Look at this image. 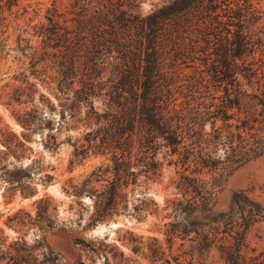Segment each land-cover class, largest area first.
Masks as SVG:
<instances>
[{
    "label": "trees",
    "instance_id": "trees-1",
    "mask_svg": "<svg viewBox=\"0 0 264 264\" xmlns=\"http://www.w3.org/2000/svg\"><path fill=\"white\" fill-rule=\"evenodd\" d=\"M260 1L168 0L137 22L120 18L127 22L123 24L116 18L88 28L79 21L71 31V42L70 29L56 20V14L48 17V26L36 34L43 38L42 51L38 45L29 47L30 66L14 76L19 84L12 91L1 94L2 104L16 106L14 115L23 132L10 136L0 129V142L6 150L0 151V166L9 154L16 158L25 155L31 134L45 127L53 129L52 119L45 115L47 110L53 114L59 108L61 120L70 116V111L77 118L79 107L84 104L92 125L87 132V149L93 154L110 153L113 162L105 169H94L81 183L70 185L74 195L94 198L88 226L125 213L129 194L161 177L164 162L158 155L165 149L163 157H170L169 164H180L182 168L175 180V196L168 198L165 206L170 210V220L165 223L163 235L170 252L167 256L163 241L154 238L155 244L148 247L145 257L152 263L163 260V264H172V260L175 264H259L256 255H250L248 234L254 224L264 221V206L246 191H238L227 211H217L215 196L222 176L203 174V170H233L264 153V39L261 35L255 38L264 28ZM3 3L0 0V8ZM121 24L138 30L137 47L121 30ZM250 25L258 26L259 31L253 32ZM5 27L1 18L0 45L8 40L3 38ZM169 49L177 53L178 59L187 57L200 63L198 67L204 68L197 70L202 72L197 78L199 84H212L214 92L198 90V86L188 100L178 102L171 83L165 82L170 70L163 55ZM111 51L118 52V62L103 80L100 75L95 76V70ZM83 54L85 62L81 59ZM48 62L59 68L57 88L69 95L57 106L39 94L37 88L38 81H45L39 65ZM82 66L88 72L87 79L75 88L74 78ZM102 95L105 109L98 112L94 98ZM46 146L57 149L54 136H48ZM74 155L85 157L88 151L77 148ZM37 162L34 170L31 166L22 173L6 176L11 196H30L35 192L28 183L33 173L45 172L41 180H52L54 176L45 170L41 160ZM192 165L195 169H191ZM2 168H6V163ZM49 203V197L41 198L36 217L19 210L8 217V225H51ZM147 207L143 200L134 207V214L143 217ZM133 237L127 242L139 253L145 241L143 236ZM178 242L182 254L175 256L172 251ZM76 243L94 252L99 250L82 238H76ZM214 250L218 251V259L209 260ZM104 252L109 264V252ZM113 262L139 264L124 252L114 256ZM0 263L59 264V257L44 240L28 245L20 236L7 244V237L0 231Z\"/></svg>",
    "mask_w": 264,
    "mask_h": 264
},
{
    "label": "rangeland",
    "instance_id": "rangeland-1",
    "mask_svg": "<svg viewBox=\"0 0 264 264\" xmlns=\"http://www.w3.org/2000/svg\"><path fill=\"white\" fill-rule=\"evenodd\" d=\"M168 0H4L0 8V19L6 25L4 37L8 40L0 45V129L6 133L21 135L23 127L16 120L14 113L16 106L7 107L2 104L1 94L12 91L19 82L14 81V76L30 66L32 51L30 46L38 45L41 49L42 37L36 34L48 26V17L56 14V20L70 29V42L73 38L71 31L78 26L79 21H84V26L93 28V25L100 22H113L119 18H130L133 20L147 17L157 7L162 6ZM257 2V1H255ZM259 5L264 12V0ZM123 24L127 23L125 21ZM92 24V26H91ZM122 25V24H121ZM264 25V16L263 24ZM133 26V25H132ZM110 32L111 28L107 27ZM124 28V29H123ZM253 32L259 31L258 26L250 25ZM121 30L131 37V43L137 47L138 30L134 27L121 26ZM255 38L262 36L264 39V28ZM109 34V33H108ZM88 35V34H87ZM90 39V37H88ZM90 42V40H89ZM71 46V45H70ZM171 49L164 52L166 67L170 70L167 81L173 88L178 102H185L198 90L214 92L212 84L209 87H202L197 79L202 72L198 67L200 63L187 57H176ZM118 52L111 51L110 55L104 57L100 68L95 70V76L100 75L103 80L110 75L111 69L118 60L115 58ZM73 57L70 51V59ZM257 57L259 53H257ZM85 62L84 54L81 58ZM178 66V67H176ZM180 68V69H179ZM45 76V81H38L37 88L39 94L43 93L52 105L57 106L59 102L66 101V97L57 88L59 68L50 62L39 65ZM199 70V71H197ZM102 71V72H101ZM75 88L81 87L87 79L86 67H80L76 72ZM31 81H37L31 78ZM207 83V82H202ZM8 85V86H6ZM208 85V83H207ZM105 91V90H104ZM39 94L37 95L39 97ZM103 94V92H102ZM199 96L200 93L196 92ZM70 91V108L71 97ZM104 96L94 98V106L98 112L105 109ZM15 109V110H14ZM59 108L51 114L48 110L45 115L52 119L53 129L45 127L42 131L31 134V139L26 141V153L21 158H16L12 154L8 155L6 168L0 166V231L7 237V244L23 236L28 245H34L44 240L47 246L59 257V264H108L105 260V252H109L111 262L113 257L124 252L125 256L136 259L139 264H163V260L151 262L145 257L148 247L155 244L154 238L163 241V246L169 256V249L164 243L163 230L165 223L170 219L165 209L166 200L175 196V180L182 170L181 165L169 164L170 157H163L165 149L161 150L158 157L164 162L161 168V177L156 182L136 188L133 194L128 197V210L125 213L115 215L106 221L99 222L96 226H88L89 218L94 211V198L90 195L78 197L72 192L71 184L81 183L85 177L94 169L102 166L104 169L112 166L113 162L109 154H93L89 147L87 132L92 125L87 119V107L81 104L77 118H74L70 111L64 120H61ZM208 127V125H207ZM2 132V131H1ZM49 135L55 137L58 145L57 149L46 146ZM2 135L0 133V139ZM86 149L88 155L76 158V149ZM0 151L5 152V146L0 142ZM222 154V151H220ZM37 160H41L45 170L54 177L47 183L41 180L43 173H33L29 185L35 189L30 196H22L16 193L11 196L8 188L10 184L5 179L6 176L14 173H22L28 167L36 168ZM75 160V163L71 161ZM79 160V161H77ZM191 169H195L192 165ZM107 174H113L108 172ZM203 174H214L222 176V184L215 196V209L217 211H227L231 204L232 196L235 192L246 191L252 198L259 201L264 206V153L256 159L246 164L230 170L209 171L204 169ZM97 187H101L100 184ZM18 192V191H17ZM49 197V209L53 222L45 228H40L36 224L8 225V217L19 210L29 212L34 218L37 214V202L43 197ZM148 205V210L144 211L143 217L138 218L134 214V207L142 201ZM143 236L144 248L139 253H135L132 244L127 240H133V236ZM76 238H82L90 245L95 246L98 252L87 249L76 243ZM250 255H256L259 264H264V221L257 222L248 234ZM172 254L175 256L182 254L179 242L173 247ZM182 260L184 257H180ZM218 251L212 252L209 260H217ZM41 260V258H39ZM1 264V263H0ZM167 264V263H165ZM172 264L175 261L172 260Z\"/></svg>",
    "mask_w": 264,
    "mask_h": 264
}]
</instances>
